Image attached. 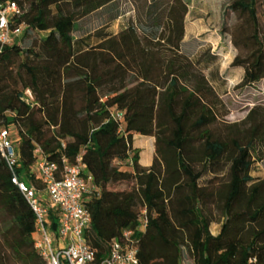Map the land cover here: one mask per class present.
Here are the masks:
<instances>
[{"label":"trees","instance_id":"1","mask_svg":"<svg viewBox=\"0 0 264 264\" xmlns=\"http://www.w3.org/2000/svg\"><path fill=\"white\" fill-rule=\"evenodd\" d=\"M3 1L20 7L14 24L27 25L22 40L35 34L28 47L21 41L0 51V123L18 134V175L45 192L38 146L49 161L62 166L65 158L92 174L95 189L83 202L95 264L125 230L137 243L138 264H264V179L251 174L264 116L251 110L243 129L226 123L205 73L219 53L184 52L188 2L150 0L138 23L101 31L91 43L74 35L79 20L116 0ZM261 4L227 0L235 19L224 20L221 32L237 51L231 65L243 70L241 87L264 78ZM135 135L155 138L151 166L140 164ZM225 168L228 178L219 182ZM207 173L212 177L202 183ZM12 177L0 151V264H45L35 248V214ZM126 181L133 187L113 188ZM218 208L225 221L213 235ZM51 217L56 227V213Z\"/></svg>","mask_w":264,"mask_h":264},{"label":"built area","instance_id":"2","mask_svg":"<svg viewBox=\"0 0 264 264\" xmlns=\"http://www.w3.org/2000/svg\"><path fill=\"white\" fill-rule=\"evenodd\" d=\"M20 13V7L15 1L0 0V51L6 45L22 41L27 25L14 24ZM27 95L32 97V92L27 90ZM113 118L122 120L123 116L114 113ZM16 141L11 136V129L0 123L1 154L13 174L12 182L19 186L36 217L37 252L45 264H95L96 250L85 236L92 217L83 202L84 195L95 189L92 174L79 164L69 163L65 158L62 166L49 161L38 146L36 166L47 194L43 196L18 175L20 157ZM51 213L57 215L56 227ZM146 222L143 217L139 228L144 229ZM131 235V230H125L122 239H114L108 257L101 264H138V247Z\"/></svg>","mask_w":264,"mask_h":264},{"label":"rangeland","instance_id":"3","mask_svg":"<svg viewBox=\"0 0 264 264\" xmlns=\"http://www.w3.org/2000/svg\"><path fill=\"white\" fill-rule=\"evenodd\" d=\"M190 7L187 15V39L183 44L184 52L195 58L202 49L210 48L212 52L219 53L220 59L210 70L205 73L215 87L222 102V109L226 111L224 119L228 125H241V129L249 126L244 122L251 110H255L254 116H264V78L252 86H239L243 70L240 67L231 65L234 56L237 54L228 35L221 32L223 21L228 24L233 23L235 16L231 13L227 14V0H186ZM150 0H116L114 3L99 10L78 22V28L74 32L76 37H84L89 42H97V33L112 32L117 33L130 22L138 23L140 16L144 15ZM118 14V18L110 22L111 18ZM259 17L262 31L264 33V5H259ZM46 33H41L43 37ZM35 37L34 33L27 35L22 40L23 47H28L31 40ZM11 136L13 139L18 138V134L14 127L11 128ZM149 147L154 150L155 142ZM258 154L253 165L251 174L256 181L264 179V142L257 146ZM154 161V159H153ZM212 174H206L202 179V183ZM228 178L227 168L218 172V181L224 182ZM133 181H126L116 184L113 188L124 189L133 187ZM43 196L46 192L41 191ZM212 222L210 231L213 235H218L225 217L221 209H214L212 212ZM37 238V236H36ZM185 259L190 262V254L188 247H183Z\"/></svg>","mask_w":264,"mask_h":264},{"label":"crops","instance_id":"4","mask_svg":"<svg viewBox=\"0 0 264 264\" xmlns=\"http://www.w3.org/2000/svg\"><path fill=\"white\" fill-rule=\"evenodd\" d=\"M188 6L190 7V5ZM186 37H187V20H185V36L183 40L184 44L186 43V39H187ZM152 142H155V138L153 136L135 135L134 137L133 145L135 148H138L140 150V164L143 166H151L153 164L154 150H152L149 147V145Z\"/></svg>","mask_w":264,"mask_h":264}]
</instances>
